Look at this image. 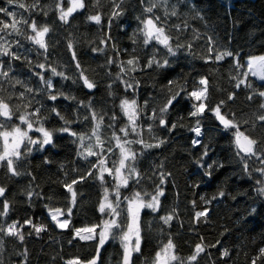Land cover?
Masks as SVG:
<instances>
[{
	"label": "trees",
	"instance_id": "trees-1",
	"mask_svg": "<svg viewBox=\"0 0 264 264\" xmlns=\"http://www.w3.org/2000/svg\"><path fill=\"white\" fill-rule=\"evenodd\" d=\"M21 2L31 4L34 0H21ZM35 3L37 8L30 13L25 12V18L35 20L38 28L45 25L49 27L50 31L44 38L48 45L47 54L43 55L45 50L26 38L31 34L30 28L21 27L22 35L13 33L4 36V47H10L12 52L22 57L17 61L7 56H0L4 70L9 71V78L13 81L10 84L7 79L0 78V83H3L6 89L5 96L9 93L18 94L24 90L21 85L14 83L17 79L24 81L27 87L33 89L42 87L35 73L45 72L48 76L51 73L36 67L39 63L55 67L57 71L75 78L71 51L68 49V44L72 43L77 52V59L82 68L87 70L85 74L97 84V87L89 90L79 82L74 84L71 80L54 77L55 89L85 102L91 99L93 110L97 113L101 110L107 113L100 129L105 140L109 135V130L105 126L109 123V116L114 113L117 116L116 128L119 134L118 129L125 126L127 117L122 116L118 105L122 97L127 95V98L131 99L132 96L125 93L120 81L116 79V73L119 71L118 63L106 65V62L113 58L117 61L128 59L124 49L131 51L135 48L142 62L146 55H150L151 49H145L139 38H136L135 44L130 39L133 31L138 27L136 17L141 15L140 0H127V3L122 5L123 15L113 18L111 27H108L111 5L107 0H102V7L99 10L103 17L101 25L87 19L90 15L98 14V10L93 6L94 0H84L86 7L74 12L67 23L58 19L59 12L56 10L55 0H35ZM172 5H177L179 16L171 17L168 23L176 24L187 20L190 25L181 37L182 42L192 40V30L201 34L200 40L192 42V51L196 56L205 54V36L212 37L216 42L214 47L217 51L236 53L245 63L249 55L264 52V0H181L179 4L177 0H170L169 7ZM0 6L18 14L24 12L18 7L8 5L6 0H0ZM67 7L69 3L65 0L64 8ZM197 15L201 18H195ZM0 18H3V14H0ZM107 36H111V40L107 41V44L102 43ZM17 41L22 47L17 46ZM111 45H115L116 48H112ZM94 47L105 50L93 52L91 49ZM24 56L28 57L31 66L23 59ZM158 58L163 59L164 53L161 52ZM168 59L171 65L168 68L154 67L143 73H134L140 79L139 103L148 99L151 107L150 98L159 99L161 87L169 80L179 79L181 83L186 80L191 90L194 81L201 76L209 79L210 95L214 101H219L225 99L227 93L234 90L235 81L232 78L237 76L238 72L248 71L246 67L233 70L231 57L221 62L206 63L204 60L194 58L187 51H182L177 57H168ZM9 64H11L10 70ZM109 72L112 75L106 74ZM251 79L256 88L264 84L258 76H251ZM108 85H111L110 89ZM109 92L112 95H109ZM235 92L236 101L225 105L224 111L234 112L238 119L253 118V113L262 102L261 99L253 97V100H247L246 96L252 94L247 88L235 89ZM34 97L48 107H56L66 119L73 120V113L77 111L75 102L65 100L63 97L55 102L47 101L42 92L34 93ZM13 103H19L15 96ZM88 111L79 108L81 117L87 116ZM188 111V101L182 100L176 105L175 111H170L166 117L173 123L177 122L178 117H185L179 123L187 127H178L168 133L162 128L153 126V135L167 140V143L159 149L144 150L145 155L134 163L144 178L135 187H132L134 181L130 180L129 188L121 189V199L124 196L131 197L133 191L140 192L141 196L145 191L155 194L160 172L170 174L169 182L163 185L165 195L160 198V210L155 213L147 209L141 211V252L133 253L132 264H145V260L150 259L159 250L161 242H167L169 238L176 244L177 253L187 257L192 252L190 245L199 242L201 237L205 243L216 246L209 248L207 255L202 254L199 264H213V262L214 264H249L258 250L264 248V195L256 191L255 181L258 174L254 172L251 176L246 174L236 155L235 146L230 142V137L220 131L219 122L211 113H208L201 122L204 135L199 138L201 145L208 149V156L202 161L205 167L202 168L197 164L196 161L200 159L203 147L192 144V140L196 137L188 130L194 124V121L187 117ZM42 114L48 115L43 110ZM94 125L95 121L86 120L79 126L74 123L72 130L85 132ZM62 126L63 121L58 120L54 115L49 116L45 124L49 129ZM142 135L146 142L155 143L146 127ZM258 137L259 132L254 138ZM132 138H135V134L129 137ZM74 139L76 138L66 133H55L53 136L55 147L46 145L41 151L33 150L30 156L16 165L19 172L25 173L23 175L9 178L5 169L0 168V186L6 187L5 195L10 204L8 216L0 217V223L23 221L28 217L36 224L47 225V231L39 236L27 235L30 229L25 226L23 242L13 237H6L3 251L0 253L3 264H23V259L18 253L25 248L28 252L27 264H64L65 260L74 256L78 255L84 259L91 258L95 253L94 241L73 239L71 229L62 230L50 223L48 210L45 207L47 205L66 208L68 196L59 181H70L74 178L77 173L72 171L73 168L79 169L81 173L89 169V161L78 155L83 149L79 142H72ZM87 144L88 141L85 140V145ZM113 146L115 147L114 141ZM141 148L142 145H132L134 151L139 152ZM118 151L116 149L117 153ZM116 158L115 155L111 156V159ZM89 160L94 161L95 158L90 157ZM214 161L222 167H217L213 164ZM160 163H163L162 169L156 167ZM209 164L212 165L210 169L207 167ZM248 165V172L260 166L256 160H249ZM206 171L211 174H205ZM65 172L68 173L67 177L64 176ZM105 179L108 181L109 198H112L114 191L112 182L107 175ZM76 187L78 193L83 192L84 195H78V206L73 209L72 225L91 226L107 219L106 214L98 212V202L104 200V190L99 182L90 179L87 183ZM26 191L40 195H33L30 199L25 195ZM219 192H224V195H218ZM200 197L210 200L211 203L205 205ZM144 198L146 201L149 199ZM193 200L197 203V210L205 208L208 210L207 220L203 223H190L193 219L191 205ZM120 207L123 208L124 204ZM173 208L176 209L179 219L173 220L171 225H166L159 217ZM224 249L229 251V256L221 254ZM122 252L120 240L110 237L100 250L98 264H120ZM257 264L260 262L258 261Z\"/></svg>",
	"mask_w": 264,
	"mask_h": 264
},
{
	"label": "snow or ice",
	"instance_id": "snow-or-ice-1",
	"mask_svg": "<svg viewBox=\"0 0 264 264\" xmlns=\"http://www.w3.org/2000/svg\"><path fill=\"white\" fill-rule=\"evenodd\" d=\"M6 2L10 6L24 10V12L18 14L16 11L0 6V14H3V18H0V34H2L0 35V56H7L17 61L22 59L21 55L12 52L10 47H4V36L13 33L22 35L21 27L32 30L34 35L26 38L39 45L41 49H44L43 55H46L48 45L44 38L50 31L49 27L45 25L38 28L35 20L25 18V12L30 13L37 8L35 0L31 4H26L21 2V0H6ZM64 2L65 0H55V7L59 12L58 19L64 23L68 22V18L74 12L86 7L84 0H68L70 6L65 9ZM107 2L111 5V11L108 14V27H111L112 19L123 15L124 9L122 5L126 4L127 0H107ZM180 2L181 0H177V4ZM169 4L170 0H140L141 15L136 17L138 27L133 31L130 39L135 44L137 43L136 38H139V42L145 49H151L150 55H146L143 62L136 53L135 48L131 51L124 49L128 56L126 60L117 61L113 58L106 62V65L118 63L119 71L116 73V79L120 81L125 93L132 96L131 99L127 98V95L122 97L118 105L122 116L127 117L125 126L118 129L119 134H117L116 128L117 116L114 113L109 116V123L105 126L109 130L107 140L103 138L100 131L104 116L107 113L103 112V110L100 113L93 110V101L91 99L86 102L79 100L75 96L67 95L63 91L55 89L53 84V78L60 77L61 80H71L74 84L79 82L89 90L97 87V84L85 74L87 70L82 68L77 59V52L72 43L68 44V49L71 51L75 78L65 75L62 71H57L55 67L39 63L36 67L51 73L50 76L46 75L45 72L35 73L42 87L33 89L27 87L24 81L17 79L14 83L21 85L24 90L18 94L9 93L5 96L6 89L3 87V83H0V168L5 169L9 178L25 174L19 172L16 165L22 159L30 156L33 150L41 151L46 145L55 147L53 143L55 133H66L76 138L72 142H79L81 149H83L78 155L89 161L88 171L81 173L79 169L73 168L72 171L77 173L74 178L70 181H59L63 188L66 189L68 206L66 208L45 206L50 217L49 222L54 224L55 227L62 230L71 229L73 239L78 238L82 241L95 242L96 250L91 258L81 259L77 255L65 260L64 264H98L100 250L110 237L112 239L118 238L122 244L123 252L120 264H132L133 253L141 252V211L147 209L155 213L160 210V198L165 195L163 185L169 182L168 175L170 174L160 172L155 194L145 191L144 195L141 196L140 192L133 191L131 197L124 196L121 199V189H128L130 180L134 181L132 187H135L144 178L134 166L138 158L145 155L144 150L159 149L167 143V140L153 135L154 125L168 133L178 127H187V125L179 123L185 117H178L176 123L166 118L170 111H175L176 105L182 100L188 101L189 111L187 112V117L194 121L193 126L188 128L196 137V139L192 140V144L194 146L201 145L199 138L204 135L201 122L208 113H211L213 118L219 122L220 131L230 137V142L235 146L236 155L239 157L246 174L249 176L253 175V172L258 174L255 181L257 185L256 191L258 194L264 195V90H260V88H264V84L260 88H256L251 79V76H259L264 81V56L250 57L246 63L242 62L236 53L231 51L221 53L217 51L214 47L216 42L212 37L207 36L204 37L205 54L196 56L192 51V42L200 40L201 34L196 30H192V40L182 42L181 37L184 31L190 28V25L187 20H183L181 23L169 24L168 21L171 17L179 16L177 5L169 7ZM93 6L98 10V14L90 15L87 19L97 25H101L103 17L99 10L102 7V0H94ZM193 10H195L194 6ZM195 18L201 17L197 15ZM110 40L111 36H107L106 39L102 40V43L107 44V41ZM17 46L22 47L19 41H17ZM111 47L116 48L115 45H111ZM104 50V48L95 47L91 49L93 52H103ZM182 51H187L194 58L204 60L206 63L221 62L225 58L231 57L233 70L246 67L248 71L238 72L237 76L232 78L235 81L234 90L227 93L225 99L219 101H214L210 95L209 79L206 76H201L194 81L191 90L186 80L183 83L179 79L169 80L166 85L161 87L159 99L157 97L150 98L152 101L151 107L148 99L139 103L140 79L134 73H143L154 67L160 69L168 68L171 66L168 57L175 58ZM161 52L164 53L163 59L158 58ZM213 53L215 54L213 55ZM23 59L31 66L27 56H24ZM257 67L262 71H255L254 69ZM8 69H11V64L8 65ZM106 74L112 75L110 72ZM0 78L7 79L10 84L13 83L12 79L9 78V71L4 70L2 60H0ZM242 87L252 92L251 95L246 96L247 100L251 101L253 97H259L262 101L257 106L251 119H238L234 112L224 111L225 105L236 101L237 94L235 89ZM108 88L110 89L111 85H108ZM36 92L44 93L47 101L55 102L60 97H63L65 100L75 102L77 111L73 113V120L66 119L56 107H48L45 103L35 100L34 93ZM109 95H112V93L109 92ZM14 96L19 103H13ZM81 107L89 110L87 116H80L79 108ZM42 110L48 115H43ZM51 115L63 121V126L52 129L45 127ZM141 117L144 119L142 120ZM86 120L95 121V125L85 132L72 130L74 123L79 126ZM145 127L151 139L155 140V143H148L143 139L142 133ZM257 132H259V137L254 138L257 136ZM132 134H135V138L129 139ZM85 140L88 141L87 145H85ZM113 141L115 142V147L113 146ZM132 145H142V148L137 152L132 149ZM116 149L119 150L118 153ZM112 155L117 158L111 159ZM207 156L208 149L203 147L202 155L196 163L202 168L205 167L202 161ZM90 157L95 158V160H89ZM249 160H256L260 166L254 168L252 172H248ZM213 164H216L217 167H222L215 161ZM156 167L162 169L163 163L156 165ZM207 167L210 169L212 165L209 164ZM61 168H63V165H61ZM205 174L210 175L211 173L206 171ZM106 175L110 178L114 189L112 199H109ZM64 176L67 177L68 173L65 172ZM33 179L35 178L33 177ZM90 179L98 181L104 190V200L103 202H98V212L106 214L109 218L103 219L99 224L75 227L71 223L73 209L78 206V195H84L83 192L78 193L76 186L83 185ZM6 191L5 186H0V198H2L0 199V217H6L9 214L10 204L5 195ZM25 195L31 199L33 195L39 196L40 193L26 191ZM218 195L223 196L224 192H219ZM144 197L149 199L146 201ZM200 200L205 205L211 203L210 200H206L204 197H200ZM121 204H124L123 208L120 207ZM191 205L193 208V219L190 223L205 222L209 214L207 208L197 210L195 200L191 201ZM122 213L123 219H121ZM159 219L164 224L171 225V222L178 220L179 216L176 213V209L173 208L167 214L160 216ZM25 226L30 229L27 232L29 236L33 234L39 236L42 232L47 231V225L36 224L28 217H25L23 221L0 223V253L3 251L6 237H13L21 242L25 240L23 231ZM190 246L192 247L191 254L187 257L180 256L176 251L177 246L173 239L169 238L167 242H161L159 250L150 259H146L145 264H199L202 254L207 255V250L216 245L205 243L203 237H201L199 242ZM221 254L223 256L230 255L227 249H224ZM18 255L22 257L23 264H27V249L25 248ZM258 261L260 264H264V248L258 250L257 255L250 259L249 264H257ZM0 264H3L2 259H0Z\"/></svg>",
	"mask_w": 264,
	"mask_h": 264
},
{
	"label": "rangeland",
	"instance_id": "rangeland-1",
	"mask_svg": "<svg viewBox=\"0 0 264 264\" xmlns=\"http://www.w3.org/2000/svg\"><path fill=\"white\" fill-rule=\"evenodd\" d=\"M69 6H70V5H69ZM32 35H34V33H33L32 30H31V34H30V36H32ZM260 56H264V52L249 55V56L247 57L246 60L248 61V59H249L250 57H260ZM247 70H248V69H247ZM254 70L257 71V72L262 71L259 67L255 68ZM258 77H259V76H258ZM109 199H112V198H109ZM108 218H109V217H108ZM108 218H107V219H108ZM133 242H134V241H133Z\"/></svg>",
	"mask_w": 264,
	"mask_h": 264
}]
</instances>
